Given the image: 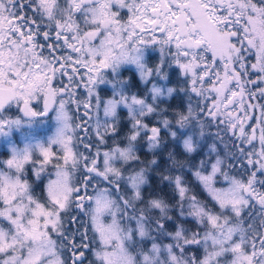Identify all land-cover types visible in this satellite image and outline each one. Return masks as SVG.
I'll use <instances>...</instances> for the list:
<instances>
[{
	"label": "snow or ice",
	"instance_id": "6c2138e0",
	"mask_svg": "<svg viewBox=\"0 0 264 264\" xmlns=\"http://www.w3.org/2000/svg\"><path fill=\"white\" fill-rule=\"evenodd\" d=\"M0 138V264H264V0H0Z\"/></svg>",
	"mask_w": 264,
	"mask_h": 264
},
{
	"label": "trees",
	"instance_id": "16d2710c",
	"mask_svg": "<svg viewBox=\"0 0 264 264\" xmlns=\"http://www.w3.org/2000/svg\"><path fill=\"white\" fill-rule=\"evenodd\" d=\"M125 73H124V75H125ZM177 79L178 78L175 75V73L170 71L169 72V81H167V82L160 81V82L167 83V86L176 88V87H179V85L177 83ZM135 82L138 85H139V83L142 84L140 82V80H138L137 77L135 79ZM147 87H148V85L145 86V89ZM186 104H187L186 99H184V97L182 95H180V93L179 94H174L171 98H164V99H162L159 102V107L160 108H164V110H165L161 115L163 117L169 119V120H172L173 116L175 115L176 112L183 111V110L186 109ZM118 115H119V119H120V127L122 129V132L124 134H126L128 132V130H129V126H130L128 115L126 117L124 111H122V110L118 111ZM151 123L152 124H157V123H155L153 121H151ZM173 123H174V121H173ZM161 136H162V139L164 141V144L166 145V147L163 148L162 151H176L178 153H181V156L178 157V158L184 160L188 165L193 163V162H196L198 160L199 156H197V154H199V153L201 154V150H198L197 153L191 154L190 156H185V155H183L184 150H183L181 144L177 145L172 140V138L167 135L166 131L162 130ZM117 139H118V141L122 142L123 141V135L118 136ZM167 139H170L169 146H168V142L165 141ZM109 143H111V140L109 141ZM140 155H141V159H143V160H150V159L153 158V153H151L148 150H146V148L143 146V142L141 143V147H140ZM156 158L162 162L161 163V169L164 168L166 166V161L167 160H165L164 157H162V154L159 153V152L156 154ZM161 169H156V170H154V171H152L150 173V177H149L150 186H146V189H145V197L146 198L153 191H156L159 195L164 196L165 199H169L170 198L171 188L168 187L165 183H163L159 179V176L161 174ZM189 180L191 181V178ZM154 213H157V212H154ZM189 225H190V222L185 224V226H188V228H189Z\"/></svg>",
	"mask_w": 264,
	"mask_h": 264
},
{
	"label": "rangeland",
	"instance_id": "374dc122",
	"mask_svg": "<svg viewBox=\"0 0 264 264\" xmlns=\"http://www.w3.org/2000/svg\"><path fill=\"white\" fill-rule=\"evenodd\" d=\"M158 56H159V55H158ZM158 56H157V57H155V56H150V58H149V63H150V64L155 63V62L158 60ZM133 72H134V69H133ZM131 75H132V72H126V74H125V78H128V77H130ZM138 78H139V77H138ZM154 82H157V83H160V84H164V82H160L159 78H156V80H155ZM150 86H151V84L148 85V87H150ZM132 90H133V89H132ZM180 95L183 96L182 93H180ZM109 97H110V96H109ZM183 97H184V96H183ZM184 99H186V98L184 97ZM149 101H150V97H149ZM161 109H164V108H161ZM120 110L124 111L125 116L127 117V110H126V109H120ZM118 111H119V110H118ZM102 116H103V114L101 113V117H102ZM149 119H150L151 121H153V122H155V123L158 124L162 119H165V117H163V116L160 114V115L155 116L154 118H149ZM129 122H130V121H129ZM53 132H54V123H50V124H46L45 126H43L42 128H40L39 131H38V135H40V136H46V135H51ZM206 132H207L208 135H207L206 139L203 140V141L201 142V147L198 149V150H201V154H200V153L197 154V156H199V157H198V160H197L196 162H193V163L198 164L200 160L206 159V158L208 157L209 147H210L213 143H217L218 150H221V155H223L224 153H226V152H228V151H232V149H231V143H230L229 141H227L226 138H225V141H226V143H228V147H227V148H225L223 144H220V143L216 140V138H215V132H216V129H215L214 127H213V128H207V129H206ZM13 139L15 140V142H16L17 144H21V143H18V142H17V139H15V138H13ZM19 139H21L20 134H19ZM165 141L168 142V146H169L170 139H167V140H165ZM163 142H164V141H163ZM21 146H22V144H21ZM143 146L146 148V150H148L146 144L143 143ZM181 146H182V144H181ZM182 148H183V147H182ZM198 150H197V151H198ZM158 152L162 154V157H164L165 160H167V155H168V152H169V151H162V149H161V150H158ZM193 154H194V153H193ZM9 155H10V154H9ZM214 155H215V154H213V156H214ZM7 158H9V157H7V156H2V157H0V160L7 159ZM191 164H192V163H191ZM191 164H189V166H190ZM232 174H236L235 171H234ZM189 177L191 178L192 183H195L194 178L191 176V173H188L187 178L190 179ZM218 186H219V185H218ZM205 195H206V194H205ZM156 212H157V213H153V215H157V214H158V210H157ZM189 222H190L189 228H191V227H192V222H191V221H189ZM185 227H188V226H185ZM165 242H168V241L166 240ZM193 251H195L194 248H193Z\"/></svg>",
	"mask_w": 264,
	"mask_h": 264
},
{
	"label": "flooded vegetation",
	"instance_id": "af4514ba",
	"mask_svg": "<svg viewBox=\"0 0 264 264\" xmlns=\"http://www.w3.org/2000/svg\"><path fill=\"white\" fill-rule=\"evenodd\" d=\"M158 55H159L158 53H152L151 54V56H155V57H157ZM137 78H138V76H137ZM138 80H139V78H138ZM144 89H145V85L144 84H140L139 83V85H138L136 82L134 83L133 91H140V92H142ZM101 95L104 98H108L111 95V88L109 86H101ZM11 114H13V115H19V113L17 112V110L15 108L12 109V113ZM50 123H54V121L49 120L48 124H50ZM13 138L17 139V142L18 143H21V139H19V133L18 132L17 133H14ZM9 154L10 153L8 151L7 146L5 145V143L3 141V138H0V157H2V156L9 157Z\"/></svg>",
	"mask_w": 264,
	"mask_h": 264
}]
</instances>
